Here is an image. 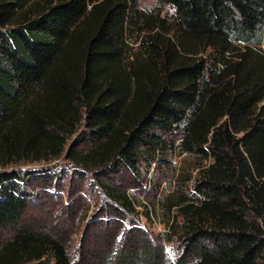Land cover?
<instances>
[{"label": "trees", "instance_id": "obj_1", "mask_svg": "<svg viewBox=\"0 0 264 264\" xmlns=\"http://www.w3.org/2000/svg\"><path fill=\"white\" fill-rule=\"evenodd\" d=\"M158 1L170 13L0 0V264H82L24 224V178L4 168L65 155L84 172L133 171L175 138L210 160L174 203L193 255L180 264H263L264 0Z\"/></svg>", "mask_w": 264, "mask_h": 264}, {"label": "rangeland", "instance_id": "obj_2", "mask_svg": "<svg viewBox=\"0 0 264 264\" xmlns=\"http://www.w3.org/2000/svg\"><path fill=\"white\" fill-rule=\"evenodd\" d=\"M134 1L142 13L158 9L161 15L170 13L169 6L158 0ZM261 46L264 49V40ZM177 145L175 138L154 162L141 159L133 171L117 167L84 172L65 155L4 169L19 170L24 178L29 193L24 224L60 239L74 261L180 264L193 255L185 253L186 233L174 203L194 195L193 181L210 160L182 152ZM102 183L125 193L130 206L113 201ZM9 235L0 231V245Z\"/></svg>", "mask_w": 264, "mask_h": 264}]
</instances>
